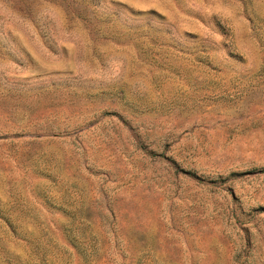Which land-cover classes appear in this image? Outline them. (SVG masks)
I'll list each match as a JSON object with an SVG mask.
<instances>
[{
  "label": "rangeland",
  "instance_id": "obj_1",
  "mask_svg": "<svg viewBox=\"0 0 264 264\" xmlns=\"http://www.w3.org/2000/svg\"><path fill=\"white\" fill-rule=\"evenodd\" d=\"M0 264H264V0H0Z\"/></svg>",
  "mask_w": 264,
  "mask_h": 264
}]
</instances>
